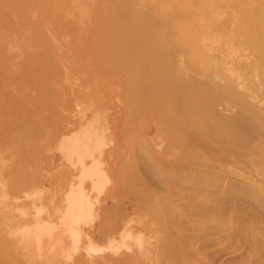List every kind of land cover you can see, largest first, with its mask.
<instances>
[{"label": "bare ground", "instance_id": "6f19581e", "mask_svg": "<svg viewBox=\"0 0 264 264\" xmlns=\"http://www.w3.org/2000/svg\"><path fill=\"white\" fill-rule=\"evenodd\" d=\"M0 264H264V0H0Z\"/></svg>", "mask_w": 264, "mask_h": 264}, {"label": "rangeland", "instance_id": "374dc122", "mask_svg": "<svg viewBox=\"0 0 264 264\" xmlns=\"http://www.w3.org/2000/svg\"><path fill=\"white\" fill-rule=\"evenodd\" d=\"M54 155L56 156V157H54V161H55V164H57V163L60 162V161H58V160H61V159L59 158V157H61V156H60L59 153H55ZM58 155H59V156H58ZM57 156H58V157H57ZM58 158H59V159H58ZM56 162H57V163H56ZM47 180H48V178H47ZM47 180H46V183H45L46 187L50 184V182H49L50 179H49L48 181H47ZM47 183H48V184H47ZM128 196H129V198H128ZM126 197H127L128 199H126ZM126 197H125V199H126L127 201H126L125 199L123 200V199L121 198L122 203L125 204V205L127 204L126 206L124 205L125 208L128 209V211H129V209H130V211H131L132 206H134V209L137 210V209H136V208H137V204H136L137 201H136V199L134 198L135 196H133V194H132V195H127ZM130 200H131V201H130ZM123 201H124L125 203H124ZM132 201H133V202L135 201V202L133 203ZM130 202H131V204H130ZM129 204H130V205H129ZM133 204H134V205H133ZM109 205H110V203H108V206H109ZM127 206H128V207H127ZM130 207H131V208H130ZM134 209L132 208V211H133ZM135 210H134V211H135ZM130 211H129V213L134 214V212L132 213V212H130Z\"/></svg>", "mask_w": 264, "mask_h": 264}]
</instances>
